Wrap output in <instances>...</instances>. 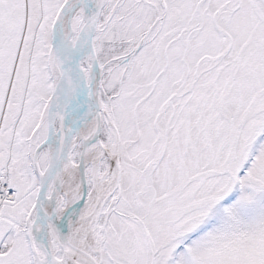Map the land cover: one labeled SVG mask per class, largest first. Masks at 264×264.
<instances>
[{"label":"snow or ice","instance_id":"obj_1","mask_svg":"<svg viewBox=\"0 0 264 264\" xmlns=\"http://www.w3.org/2000/svg\"><path fill=\"white\" fill-rule=\"evenodd\" d=\"M0 264H264V0H0Z\"/></svg>","mask_w":264,"mask_h":264}]
</instances>
